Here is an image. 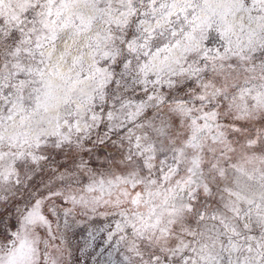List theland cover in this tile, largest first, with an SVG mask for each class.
<instances>
[{
    "label": "snow or ice",
    "instance_id": "6c2138e0",
    "mask_svg": "<svg viewBox=\"0 0 264 264\" xmlns=\"http://www.w3.org/2000/svg\"><path fill=\"white\" fill-rule=\"evenodd\" d=\"M0 264H264V0H0Z\"/></svg>",
    "mask_w": 264,
    "mask_h": 264
}]
</instances>
